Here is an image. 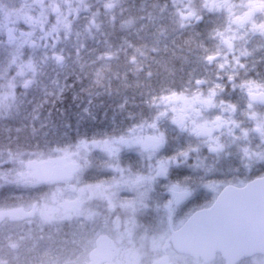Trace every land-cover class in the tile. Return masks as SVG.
Returning a JSON list of instances; mask_svg holds the SVG:
<instances>
[{
	"label": "flooded vegetation",
	"instance_id": "obj_1",
	"mask_svg": "<svg viewBox=\"0 0 264 264\" xmlns=\"http://www.w3.org/2000/svg\"><path fill=\"white\" fill-rule=\"evenodd\" d=\"M183 1L173 12L185 25L183 28L192 29V46H198L199 25L209 24L207 44L212 48L200 61H194V56L199 54L195 53L192 63H185L181 69L185 83L177 92L210 87V92L219 94V103L234 107V112H238L242 121L245 122V113H250L249 106L264 115V104L249 98L250 93L264 92V0H256L251 14L257 24L244 27L241 23V30L230 26V19L242 14L247 0H231V6L227 0H193L191 8L186 7ZM148 14L149 0H0V81L5 73L8 44L19 48L16 66L23 60H31V49L38 44L47 50L50 43L49 53H53L51 48L59 42L60 36L66 44L79 45V48L83 47L84 41L77 40L76 34H88L92 39H99V45L109 46L110 49L123 48L128 40H133V36L127 29L119 30V24L125 23L126 18L141 17L136 28ZM60 16L67 18L71 28L63 27V30L54 33ZM8 33L12 35L9 37ZM52 33L56 34L55 38ZM45 35H50V41ZM223 35L233 37V45ZM225 40L226 52L222 47ZM215 56L218 58H213ZM42 60H36V63L43 75L61 70L60 65L53 66L52 62L46 65ZM251 84L258 86L259 90L247 91L245 87ZM32 85L33 81L27 79L24 85L15 88V95L28 97L33 92ZM2 92L4 89L0 88V94ZM222 108L228 112L227 107L223 105ZM262 124L252 136L256 133L262 135ZM179 131L197 138L193 132ZM198 137L206 138L200 134ZM256 138L262 140L261 137ZM247 141L244 139L242 147L253 142V138ZM185 153L191 156L190 150ZM183 154H176L174 158L175 176H190V186L178 191L187 193V197L177 203L178 195L176 193L174 197L172 188L146 191L145 197L157 202L149 203V209L142 216H133L135 213L131 214L130 209L112 205L111 198L119 190L116 180L113 181L107 173L93 171L81 178L78 167L71 179L49 182L56 164L43 161L39 164L40 168L28 172V179L20 181L25 184L24 187H18L13 181L0 189V264H227L220 253L214 260L205 262L174 247L173 231L180 230L195 211L211 205L197 207L200 201L191 195L197 194L192 193L197 190L196 172L188 166L189 162H184ZM184 168L187 170H182ZM79 178L82 183L76 185ZM121 192L125 198L139 196L126 189ZM48 194L56 197L58 207L62 206L61 216L50 217L52 210H57L54 207L47 212L49 217H40L38 206L43 202L39 200ZM166 198L167 205L173 201L171 212L162 204ZM100 244L104 246V253L100 252L93 259L92 253L100 250ZM257 256L261 255L243 258L237 264H253Z\"/></svg>",
	"mask_w": 264,
	"mask_h": 264
},
{
	"label": "trees",
	"instance_id": "obj_2",
	"mask_svg": "<svg viewBox=\"0 0 264 264\" xmlns=\"http://www.w3.org/2000/svg\"><path fill=\"white\" fill-rule=\"evenodd\" d=\"M175 5L176 0H149L147 22L144 20L135 28V21L126 18L125 23L119 24V30L127 29L133 36L128 44L135 45L137 49L143 48L138 50L135 61H127V58H134L133 51L127 52V58L125 55L112 57L113 51L106 46L95 53L101 55L106 51L103 59L94 55L92 59L83 57L81 61H68L64 69L45 76L46 79L34 91L32 88L33 94L14 107L11 115L0 118V159H6L10 151L23 150L35 152L32 159H46L52 157L50 151L54 148L72 146L79 139L121 136L143 121H152L157 111L151 106L153 99L179 90L185 83L181 70L185 63L190 65L195 53L199 54L194 56V61H200L212 48L207 44L209 24L199 25L198 46H192V29L179 26V17L173 12ZM146 35L148 39L144 37ZM198 66H202V63H198ZM160 130L166 135L167 144L163 150L166 157L175 158L176 154L190 150L195 161H189L188 165L195 167L198 162L215 160L219 155L211 153L213 158H210L203 139L180 132L168 120L161 122ZM259 144V140L253 138V142L242 147V150L252 147L253 152L259 151ZM31 152L24 158H28ZM96 153L100 159L104 158L103 153ZM221 155L218 181L247 182L264 175V162L248 163L246 158L243 160L240 154L234 152L230 156ZM123 156L130 160L135 172L142 168V157L134 150H125ZM176 170L175 165L170 169L168 179L155 176V180H159L166 189L170 183L189 187L190 176H175ZM142 178L146 180L147 175L134 173L121 187L138 186L140 184L136 182ZM196 180V185L198 181L205 180L202 171H197ZM153 186V182L147 181L142 185L145 192L155 189ZM196 188L200 189L198 196L202 198L197 204L212 199L211 194L202 187Z\"/></svg>",
	"mask_w": 264,
	"mask_h": 264
},
{
	"label": "rangeland",
	"instance_id": "obj_3",
	"mask_svg": "<svg viewBox=\"0 0 264 264\" xmlns=\"http://www.w3.org/2000/svg\"><path fill=\"white\" fill-rule=\"evenodd\" d=\"M182 1L183 0H176L174 10L178 7V3L181 2L182 4ZM227 1L229 6H231L232 1ZM247 1H245L243 4L245 6V10L242 12V14L240 13L234 16V18L230 19V26L241 30L242 28L239 27L241 23L244 24V27L248 24L251 26H255L257 24L255 22V17H253V15L251 16L252 12L254 11L253 9L256 6V0ZM184 5L186 7L189 6L191 8L193 6V0H191V2H189V0H185ZM131 19L132 21H135V23H137L141 20V17H131ZM58 20L59 26L54 27V33L63 30V27L65 29L67 28L68 30H70L71 25L70 23H68L69 21H67V18L65 19L63 18V16H60L58 17ZM145 21L147 22V19ZM179 26L181 28L185 27L183 23L179 24ZM54 33H52V35L55 38L56 34ZM10 34L11 33H8L9 37ZM49 36L50 35H45V38L48 41H50ZM75 36L77 40H82V42L84 41L83 47L79 48V45L70 43H68V45L66 44L67 42H65V40L62 39L60 36V39H58L59 42L57 44H54L51 48V50L54 49L53 53H49L51 47L50 43L47 50L42 49V45L38 44L36 48L31 49L30 55L33 56L32 59L27 61L23 60L22 63L18 64V66H16L18 60L17 58H19L17 54V52H19L18 46L14 44L7 45L5 55V73L4 77L0 81V88L4 89V92L0 94V118L11 115L13 113L14 107H16L17 104L20 103L22 99H24L23 97L15 95V88L24 85L27 79H31V81H33L32 88L34 91L35 87H38L39 84L43 82V79H46L44 77L48 76L47 74L43 75L41 70L38 69V62L36 63V60H42V58H44L42 61H44L46 65L52 62L53 66H57L58 64L60 65L59 69H64V66H66L65 64L68 61H81L82 59L84 60L83 57H89L92 59L97 51H100L104 48L103 45H99V39H92L88 34H83L82 36L81 34H76ZM223 36L227 37L230 44L233 45V37L231 38L226 35ZM144 37H147L148 39L147 35ZM108 39H110V37ZM82 42L80 46L82 45ZM226 45L227 40H225L224 44H222V47L224 48L225 52ZM139 49L142 50L143 48ZM139 49H137L135 45L127 44L123 48L120 46L119 48H113L110 51H113L111 53L112 57L125 55V58H127V52H129V50L133 51L134 58H127V61L132 62L135 61V56L138 54ZM74 52H76V54H74ZM105 53L106 51L101 53V55H95V57H97L98 59H103L106 56ZM227 53L226 56L228 55ZM53 56L54 58L52 59ZM60 59H63V62H59ZM222 64L223 63L221 61L220 65ZM51 77L52 75L49 77V79ZM245 88L249 92L259 90V87L254 84L247 85ZM209 89L210 87L207 89L206 86H204L198 89L195 88L190 91H174L163 96L159 95L157 98H154L151 102V106L157 110L152 121H150L149 123L143 121L139 125L133 126L127 134H123L121 136L119 135L108 138L106 137L94 139L82 138L79 139L72 146L64 148H54L50 151L52 157L46 159H32V154L35 153L33 151H29L31 153L28 158H24L25 155L29 153L28 151H10V154L6 157V159H0V189H2L4 185H10L13 181L17 183L18 187H24L25 184H23L22 182L24 181V179H28V172L33 171V169L40 168V163L46 160L48 161L55 159H57L58 161L69 162L68 158L71 153L73 151L79 150L80 163H84L85 161L87 162L86 167H84L83 169L79 167V173L81 174V178L93 171H97L98 173L102 172V174L107 173L108 176L112 177V180H116L118 184L117 186H120L118 187L119 191L111 198L112 205L114 207H121L124 210L130 209L131 214L135 213L133 216H142L144 211L149 209V203L157 202L153 198L145 197L144 194L146 192L142 187L143 183L145 181L153 182L155 184V186L153 187L157 189L165 188L161 185V182L159 180H155V176H163L164 179L165 177L166 179H168L170 169H172L173 166L176 165L174 157H166L165 155H163V150L166 148L167 141H165V133L160 132V124L161 122L165 123L168 120V122L174 124V126L182 130L183 132H193L195 135H197V138H199V134L204 135L207 139H200H203L204 141L206 139L205 142L208 146V153L210 154V158H213L211 156V153L219 154L215 157V160L213 158L212 160H205L202 162L200 161L197 163L198 166L195 165V167H193V170L194 172H196V174L197 171H202L205 176V180L198 181L197 186L203 187L207 191V193H210L214 197L218 195L221 189L227 184L226 182L218 181L217 178L221 173L219 168V161L221 160L220 157H222L221 153H224V155L226 156H228V154L230 156L233 152L240 154L242 159L246 158V161L248 163L252 161H260L259 163L264 162V128H262V135L256 133L254 134V136H252V133L258 129V126L262 124V122L264 124V115L257 113L255 111V107L249 106L248 109L250 110V113H245L244 122L241 120V118L238 117V112H234V107L227 106L226 104H220L218 101L219 94L215 93L214 91L210 92ZM31 94H33V92ZM223 105L224 107H227L228 112L223 110ZM234 133L237 134L235 135ZM151 136H161L163 145L159 149L144 150L142 146L143 142L146 137ZM256 137L262 138V140H259L260 144L257 146L258 149L261 148L260 151L253 152L252 147H250V149L244 148L242 150L241 143L244 142V139L245 141H247V139L250 140V138L252 139ZM125 150H134L137 155H140V157H142V168L137 170V172H135V170H133V168L131 167L130 160L123 156V152ZM96 152L103 153L104 158L100 159L99 154ZM240 152H242V154ZM39 155L45 156V154L43 153H40ZM182 156L185 157V163L189 161H195V158L190 155H187L186 153H184ZM162 164L166 167V172L164 173H161ZM134 173H137L138 175L140 173L147 175L146 180L145 178H142L140 179V181L136 182L140 185L130 186L126 189L128 191H134L138 193L139 196H136L135 199L122 197L121 190L125 189V187H121V185L124 181H127L130 176H132ZM149 175H153L154 177L151 178ZM149 177L150 179H148ZM81 178H79L76 185L82 183ZM236 183L243 184L244 182L237 181ZM174 185H179L181 186L180 188L186 186L183 184L170 183L169 189L172 188ZM195 192L198 193V190L195 189L192 193ZM191 195L192 197L196 196V198H198L199 194ZM166 201H168L167 198L162 202V204H165L164 208L165 206H167ZM39 202H43L41 203L42 205L39 204L38 206V212L40 213V217H45V215L49 217V214L47 212H49V210L54 207H56L57 210L53 209V215L50 217L61 216L60 214L62 213V209L60 208L62 206L59 205L58 207V205H56L55 196H50L49 194L45 195L43 199L39 200ZM199 206L201 205H197V207ZM79 217L80 215L77 216V218ZM165 217L168 218V214H165ZM253 264H264V256H257L254 259Z\"/></svg>",
	"mask_w": 264,
	"mask_h": 264
},
{
	"label": "water",
	"instance_id": "obj_4",
	"mask_svg": "<svg viewBox=\"0 0 264 264\" xmlns=\"http://www.w3.org/2000/svg\"><path fill=\"white\" fill-rule=\"evenodd\" d=\"M249 98L264 104V92L250 93ZM152 144L158 146L153 148ZM143 146L145 149H158L161 141L156 137L146 138ZM52 172L48 181L60 182L71 179L77 172V166L59 164L53 167ZM177 195L179 202L187 197L185 192ZM172 240L179 252L202 258L205 262L214 260L218 253L227 264L264 255V176L241 186L229 184L224 187L210 207L196 211L180 230L173 231ZM99 249L101 251L92 253L93 259L100 252L104 253L102 244Z\"/></svg>",
	"mask_w": 264,
	"mask_h": 264
},
{
	"label": "clouds",
	"instance_id": "obj_5",
	"mask_svg": "<svg viewBox=\"0 0 264 264\" xmlns=\"http://www.w3.org/2000/svg\"><path fill=\"white\" fill-rule=\"evenodd\" d=\"M189 2H191V0H189ZM108 6L111 7V4H109ZM68 159L70 164H77L81 169L86 167V161L84 163H80L79 150L73 151Z\"/></svg>",
	"mask_w": 264,
	"mask_h": 264
},
{
	"label": "snow or ice",
	"instance_id": "obj_6",
	"mask_svg": "<svg viewBox=\"0 0 264 264\" xmlns=\"http://www.w3.org/2000/svg\"><path fill=\"white\" fill-rule=\"evenodd\" d=\"M86 146V145H85ZM158 145L157 144H152L151 147L155 148L157 147ZM166 172V167L162 164L161 165V173H164ZM180 190V186L179 185H174L171 189V191L173 192L174 194V197L176 195V193ZM177 203L179 202L178 200L176 201ZM172 203L173 201H169L167 207L169 208V211L171 212L172 211Z\"/></svg>",
	"mask_w": 264,
	"mask_h": 264
}]
</instances>
